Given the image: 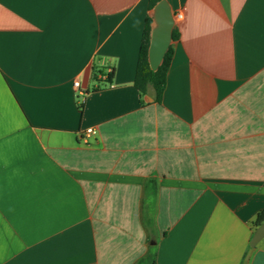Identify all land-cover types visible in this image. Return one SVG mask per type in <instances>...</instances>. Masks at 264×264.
<instances>
[{"label":"crops","instance_id":"crops-1","mask_svg":"<svg viewBox=\"0 0 264 264\" xmlns=\"http://www.w3.org/2000/svg\"><path fill=\"white\" fill-rule=\"evenodd\" d=\"M165 1L158 103L150 0H0V264H264V0Z\"/></svg>","mask_w":264,"mask_h":264},{"label":"trees","instance_id":"trees-1","mask_svg":"<svg viewBox=\"0 0 264 264\" xmlns=\"http://www.w3.org/2000/svg\"><path fill=\"white\" fill-rule=\"evenodd\" d=\"M160 1L161 0H150L149 9L153 10L154 7ZM152 24H153V17L149 15L146 20L144 34H143V43L140 52L139 66L137 70L135 86L142 94L147 92V89L150 85L153 86L156 91V102L160 103L162 100V96L165 92V89L167 87V78L171 66L173 48L172 46H170L158 70L153 71L149 63V48L151 41ZM175 38H177V35H176V31L174 30L173 39ZM107 76L109 80L112 78V74H108ZM263 223H264V211L258 214L255 222V227L258 228ZM137 264H156L155 254L154 253L149 254V256L145 260Z\"/></svg>","mask_w":264,"mask_h":264},{"label":"water","instance_id":"water-1","mask_svg":"<svg viewBox=\"0 0 264 264\" xmlns=\"http://www.w3.org/2000/svg\"><path fill=\"white\" fill-rule=\"evenodd\" d=\"M154 17L157 27L151 33L149 63L151 69L157 71L173 41L174 17L165 0L156 5ZM263 238L264 223L257 228L250 247L254 248Z\"/></svg>","mask_w":264,"mask_h":264},{"label":"built area","instance_id":"built-area-1","mask_svg":"<svg viewBox=\"0 0 264 264\" xmlns=\"http://www.w3.org/2000/svg\"><path fill=\"white\" fill-rule=\"evenodd\" d=\"M178 17L180 18L181 15H178ZM112 73H113L112 70H108V71L106 72V76H107L108 74H112ZM106 76H105V77H106ZM74 85H75V87H77V88H79V87L81 86V84H80L79 81L75 82ZM95 134H97V131L94 130V129H92V128H90V129H88V130L85 131V135H84L85 137H83V139H86L87 136H89V135H95Z\"/></svg>","mask_w":264,"mask_h":264}]
</instances>
